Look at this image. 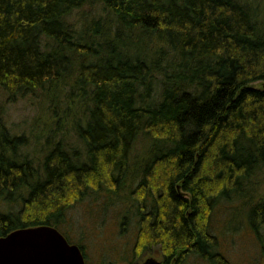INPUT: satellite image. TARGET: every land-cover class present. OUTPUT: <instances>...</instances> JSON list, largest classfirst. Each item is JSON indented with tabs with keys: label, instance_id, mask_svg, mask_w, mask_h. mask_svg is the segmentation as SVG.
Instances as JSON below:
<instances>
[{
	"label": "trees",
	"instance_id": "1",
	"mask_svg": "<svg viewBox=\"0 0 264 264\" xmlns=\"http://www.w3.org/2000/svg\"><path fill=\"white\" fill-rule=\"evenodd\" d=\"M258 82L264 0H0V94L43 93L49 117L13 132L0 99V237L54 226L87 259L63 230L86 202L114 213L100 264H233L228 235L264 242Z\"/></svg>",
	"mask_w": 264,
	"mask_h": 264
},
{
	"label": "rangeland",
	"instance_id": "2",
	"mask_svg": "<svg viewBox=\"0 0 264 264\" xmlns=\"http://www.w3.org/2000/svg\"><path fill=\"white\" fill-rule=\"evenodd\" d=\"M98 9V6H95L94 8L90 7L86 8L84 12L89 17L92 16V14L96 16L100 14ZM261 85L262 83L260 82L254 84V86ZM262 86H264V84ZM0 99L5 108V120L13 132L35 135L39 133V130L41 129L44 122H49V117L47 116V113L45 112L46 110L44 109L45 105L43 93H39L36 97L21 98L17 102L12 103L8 101L7 94L3 90H1ZM66 141L69 144L78 146V140L72 133L67 135ZM32 142L33 145L29 149H27V151L34 154V151H36V148L38 146L34 142V139ZM253 190H257L258 193L263 192L264 183H259L258 186ZM88 205L89 204L85 202L72 210L69 213V218L71 219L72 224L69 226L65 225L63 227V230L70 233L74 240H77L80 237L81 230H83L82 228H86L85 238L87 241H84L88 256L86 259V263L100 264V242L102 243L103 249H108L111 246L110 241L112 240H110L109 238H112L114 234L115 227L114 222H112L114 213L111 209L109 211H105L104 209H101L99 207L98 210H94L95 214L91 215L92 211L91 209H89ZM246 211L247 209H245V212ZM102 222H104L105 226L101 233L100 227L101 225H104ZM225 225L226 223H220V225L217 226H219L220 229L223 227L222 230L224 232H229ZM97 235H103L102 237H100V241L98 240V237L95 238ZM235 237L236 238L232 244V247L230 246L232 239L229 235L227 236L226 240V245H229L228 254H230L229 256H231L233 264H240L243 261L244 255L242 256L241 254H243V251L245 250L246 252L248 251L249 255L251 254L250 260L252 261V264H264V242L262 246L256 247L249 233H245L243 238L241 237V234H238ZM130 238L131 237L129 235V237H127L128 242L126 244L129 243ZM114 240L117 242L118 250L121 251V249L124 247V244L122 242H118L119 240H117V238L113 239V241ZM260 248H262V251ZM149 258H154L160 263L163 262V257L161 256V254L153 251L140 257L134 262L129 263L127 261H118L116 264H145V262ZM192 261V264H206L196 259H192Z\"/></svg>",
	"mask_w": 264,
	"mask_h": 264
},
{
	"label": "water",
	"instance_id": "3",
	"mask_svg": "<svg viewBox=\"0 0 264 264\" xmlns=\"http://www.w3.org/2000/svg\"><path fill=\"white\" fill-rule=\"evenodd\" d=\"M0 264H86L85 255L56 227L20 228L0 237ZM145 264H161L149 258Z\"/></svg>",
	"mask_w": 264,
	"mask_h": 264
},
{
	"label": "flooded vegetation",
	"instance_id": "4",
	"mask_svg": "<svg viewBox=\"0 0 264 264\" xmlns=\"http://www.w3.org/2000/svg\"><path fill=\"white\" fill-rule=\"evenodd\" d=\"M87 264V263H86Z\"/></svg>",
	"mask_w": 264,
	"mask_h": 264
}]
</instances>
